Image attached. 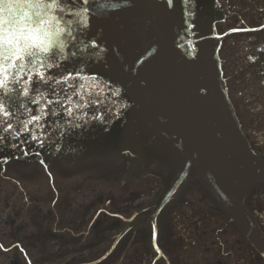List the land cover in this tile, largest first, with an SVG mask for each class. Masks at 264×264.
Returning <instances> with one entry per match:
<instances>
[{"label":"water","instance_id":"obj_1","mask_svg":"<svg viewBox=\"0 0 264 264\" xmlns=\"http://www.w3.org/2000/svg\"><path fill=\"white\" fill-rule=\"evenodd\" d=\"M32 2L24 9L30 26L53 33L57 47L51 58L41 56L43 68L26 58L22 70H7L0 100L10 117L0 115V164L51 153L68 160L165 157L175 175L166 198L194 168L239 215L241 179L264 182V167L226 95L217 0ZM37 70L47 83H34ZM33 116L40 119L29 123Z\"/></svg>","mask_w":264,"mask_h":264},{"label":"flooded vegetation","instance_id":"obj_2","mask_svg":"<svg viewBox=\"0 0 264 264\" xmlns=\"http://www.w3.org/2000/svg\"><path fill=\"white\" fill-rule=\"evenodd\" d=\"M217 5L226 95L249 152L264 167V0ZM168 161L57 153L42 162L4 161L0 181L19 189L0 192V264H264V182L241 179L236 216L194 168L166 198L175 179ZM40 175L51 190H22Z\"/></svg>","mask_w":264,"mask_h":264},{"label":"snow or ice","instance_id":"obj_3","mask_svg":"<svg viewBox=\"0 0 264 264\" xmlns=\"http://www.w3.org/2000/svg\"><path fill=\"white\" fill-rule=\"evenodd\" d=\"M55 2L56 0H53V5L50 6H54ZM34 6L32 0H0V89L6 88L8 68L22 70L26 66V58H33V63L39 64L43 68L45 63L41 56L51 58L55 55L54 49L57 45L53 33L47 30L42 32L40 27L33 28L29 24L31 17L24 9ZM43 23L44 21L40 22L41 25ZM5 25H8L7 30H5ZM63 47V44H60L59 50L63 51ZM4 61H8V63ZM17 61L20 62L19 65ZM48 67H52V65L49 64ZM35 74L38 80L34 83L38 84L39 81L47 83L49 77H46L44 72L37 70ZM70 77L71 74L65 78V82ZM25 83H33L32 77L29 76ZM24 95H29L27 87L24 89ZM34 102L38 103L39 101ZM0 115L5 118L10 117V113L6 110L2 100H0ZM39 119L40 117L33 116L29 123Z\"/></svg>","mask_w":264,"mask_h":264},{"label":"rangeland","instance_id":"obj_4","mask_svg":"<svg viewBox=\"0 0 264 264\" xmlns=\"http://www.w3.org/2000/svg\"><path fill=\"white\" fill-rule=\"evenodd\" d=\"M21 185H22V190L31 191L32 194H33V192H41L43 190H50L49 187L46 186V183H44L41 180V175L38 177V179H32V180L26 181V182L22 183ZM14 189H19V188L7 186V183L5 185H3L2 182L0 181V192L1 193H5V192H7V190L12 191ZM1 193H0V206L2 205L3 197H5V195H3ZM126 196H127V192L123 191L122 198H125ZM32 200H33V197L28 196L27 201L31 202Z\"/></svg>","mask_w":264,"mask_h":264},{"label":"bare ground","instance_id":"obj_5","mask_svg":"<svg viewBox=\"0 0 264 264\" xmlns=\"http://www.w3.org/2000/svg\"><path fill=\"white\" fill-rule=\"evenodd\" d=\"M44 181H45L46 185H47L48 187H50V186H49V183H48V180L45 179Z\"/></svg>","mask_w":264,"mask_h":264}]
</instances>
